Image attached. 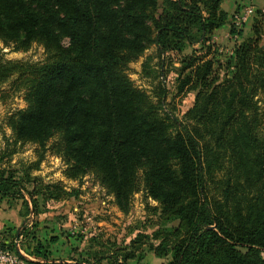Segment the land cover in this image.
I'll list each match as a JSON object with an SVG mask.
<instances>
[{
  "label": "trees",
  "instance_id": "1",
  "mask_svg": "<svg viewBox=\"0 0 264 264\" xmlns=\"http://www.w3.org/2000/svg\"><path fill=\"white\" fill-rule=\"evenodd\" d=\"M161 2L0 0V41L21 52L38 44L46 54L40 63L0 61V85L15 77L24 94L26 107L7 124L16 142L37 146L29 168L38 170L51 151L67 166V178L93 174L124 214L138 192L157 203L149 208L158 216L151 235L113 252H88L93 260L71 256L75 263L55 264H140L145 245L166 264H264L261 28L254 25L253 36L234 47L221 78L222 65L208 57L213 33L229 23L224 0ZM229 33L243 36L234 22ZM196 45L208 51L181 57L175 68L178 93H196L180 121L162 113L163 82L154 102L134 85L129 66L152 46L164 66L168 53ZM35 180L1 170L0 200L21 199L36 214L37 185L27 188ZM21 235L34 260L21 254L14 235L0 239V247L26 264L53 260L58 237Z\"/></svg>",
  "mask_w": 264,
  "mask_h": 264
},
{
  "label": "rangeland",
  "instance_id": "2",
  "mask_svg": "<svg viewBox=\"0 0 264 264\" xmlns=\"http://www.w3.org/2000/svg\"><path fill=\"white\" fill-rule=\"evenodd\" d=\"M221 8L229 15V23L213 33L208 58L216 61V68L222 65L219 72L222 78L227 74L223 65L228 61L236 45L253 36L254 25L261 28L260 44L264 46V0H224ZM249 8L253 9L252 16L247 23L238 27V30L243 32L242 38L231 36L229 31L234 22V15ZM206 48L201 49L200 45H196L187 48L182 55L168 53L162 66V59L152 46L142 57L130 64L129 76L134 85L147 92L154 102H158L155 95L162 81L167 89L162 113L169 112L171 116L181 121L193 106L196 93L186 90L178 93L180 80L175 68L179 66L178 60L181 57L205 54L208 51ZM45 58L46 54L41 45L34 44L28 51L21 52L0 41V61L40 63ZM14 80L15 77H12L0 85V171L13 170L19 177L29 173L37 180L28 184L27 188L31 191L34 185H37L36 190L39 193L36 214L32 212L31 207L27 211L21 199L0 200V210L9 212L8 219L13 220L17 216L20 220L16 227H9L1 232H36L38 237L43 233L44 236L52 232L60 233L63 239L72 243V256L75 260L86 258L93 260L89 256L91 252H113L127 247L139 235H151L158 228L155 226L158 216L149 208L157 206V203L148 198L144 191L133 196L131 210L124 214L117 207L114 197L93 174L78 180L67 178L65 175L67 166L62 158L51 151L46 152L38 170L29 168V165L38 158L37 146L33 143L16 142L7 124L13 113L26 107L24 94L15 89ZM257 99L260 101L264 124V97L259 95ZM53 142L54 140L50 141L49 145ZM20 212H26V217H22ZM24 221L26 223L23 226ZM30 246L26 244L23 253L30 254L33 247ZM143 250L145 257L140 264H166L169 260L160 259L153 252H149L147 245L143 246ZM62 255L67 257V254ZM130 264H135V261H131Z\"/></svg>",
  "mask_w": 264,
  "mask_h": 264
},
{
  "label": "crops",
  "instance_id": "3",
  "mask_svg": "<svg viewBox=\"0 0 264 264\" xmlns=\"http://www.w3.org/2000/svg\"><path fill=\"white\" fill-rule=\"evenodd\" d=\"M219 29H217L216 31H218ZM8 216H9L8 211L0 210V239H5V242L8 243V239H10L12 235L16 236L15 242L21 254H23V256L28 259L34 260L29 254L23 253L25 243L23 242L24 241L23 235L20 236V232H1L2 230H5L6 228L16 227V225L19 224L20 222L17 216H16V219H13V220H9ZM53 236L58 237V241L55 244L51 245V252H52L53 260L49 261L48 263H45L42 260H40L39 262L41 264H55L56 262H59V260H66L67 262L72 263L73 261H69L68 259L73 255L72 253L73 245L71 242H68L66 241V239H63L60 233L52 232V233L46 234V236H44V233H43L41 234V236H39V238L41 240H49V238ZM63 253L67 254V257H64L62 255Z\"/></svg>",
  "mask_w": 264,
  "mask_h": 264
},
{
  "label": "built area",
  "instance_id": "4",
  "mask_svg": "<svg viewBox=\"0 0 264 264\" xmlns=\"http://www.w3.org/2000/svg\"><path fill=\"white\" fill-rule=\"evenodd\" d=\"M253 14V9H245L240 14L234 15V24L240 27L242 24L247 23ZM0 263L1 264H26L17 255L11 253L9 250H4L0 247Z\"/></svg>",
  "mask_w": 264,
  "mask_h": 264
}]
</instances>
